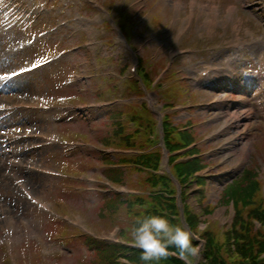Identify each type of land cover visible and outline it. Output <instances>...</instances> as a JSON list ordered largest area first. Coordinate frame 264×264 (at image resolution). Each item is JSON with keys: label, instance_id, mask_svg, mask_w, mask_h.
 Returning <instances> with one entry per match:
<instances>
[{"label": "rangeland", "instance_id": "374dc122", "mask_svg": "<svg viewBox=\"0 0 264 264\" xmlns=\"http://www.w3.org/2000/svg\"><path fill=\"white\" fill-rule=\"evenodd\" d=\"M32 1L38 12L26 14L24 8L15 11L7 5V13L0 15L2 71L30 65L48 53L82 47L89 41L86 28L96 33L94 46L87 48L89 52H70L51 67H43L37 78L20 84L22 89L12 91L5 101L11 104L42 97L48 104L60 101L61 105L89 106L117 99L121 101L118 107L125 98L128 105L118 108L121 113L134 111L142 118L140 100L150 103L154 111L171 113L174 126H185L196 134L198 151L209 165L201 173L205 177L203 185L198 187L193 182L184 187L185 201L209 228L227 229L233 209L222 198L226 182L248 167L256 170L264 182V94L250 85L244 93L228 91L231 100L227 102L199 107L219 93L204 88L210 81L199 82L198 74L206 65H219L223 59L242 77L245 70L259 71L263 59L259 51L264 48V31L260 30L264 11L260 3L264 0H99L127 28L136 48L133 53H126L111 28L100 21L93 24L86 20L98 15L107 21V16L101 17L82 0ZM4 2L0 0V13L5 10ZM234 38H240L242 45L248 44V52L234 53ZM136 53L149 77L157 82L161 79L162 85L149 89L145 97L131 105L128 102L135 98L134 91L112 76L123 66L136 64ZM167 67L173 75L168 71L164 74ZM123 73L130 75L129 70ZM167 105L177 110L163 109ZM109 112L101 108L87 110L84 115L74 111L26 114L19 126L5 128L20 135L24 131L45 135L59 132L66 140L85 144L80 151L69 152L63 143L43 141L45 144L40 146L37 140H14L8 148L0 146V264H110L102 251L85 239L64 243L62 238L73 230L56 227L25 198L21 187L35 199L57 206L58 217H66L83 233L117 239L118 228L128 231L135 216L127 214L125 206L107 209L104 198L95 193L102 191L101 185L110 190V172L103 166L105 161L91 150L103 149L106 138L114 146L137 132L124 115L111 118ZM5 129L2 127L0 133H6ZM148 137L146 128H141L132 138L135 144L146 147L144 153L153 151L144 144ZM160 168L164 169L163 160ZM60 169L80 176L82 182H61L55 176ZM120 173L129 186L149 193L147 182L143 183L144 172L128 166ZM204 223L199 222L197 228L204 227Z\"/></svg>", "mask_w": 264, "mask_h": 264}, {"label": "trees", "instance_id": "16d2710c", "mask_svg": "<svg viewBox=\"0 0 264 264\" xmlns=\"http://www.w3.org/2000/svg\"><path fill=\"white\" fill-rule=\"evenodd\" d=\"M187 135V134H186ZM192 137V135H191ZM188 141L190 140L188 135ZM167 148L175 149L180 145L168 143L165 141ZM159 157H153L152 154L147 156H139L136 161L144 164L146 167L150 166L155 168ZM124 161V160H123ZM173 171L174 176L182 182L186 181L193 173L201 168L200 161L192 160L187 162L176 163ZM256 173L252 169L245 170L240 177L233 182L227 184L225 191L223 192L222 198L225 202H232L235 209L234 223L230 227L229 232L224 235L218 232L220 228L216 227L212 230L208 226L201 233L205 237L206 246L202 251L204 255V261L198 262V264H264V259L260 260L258 257L264 253V240L259 241L256 238L255 232L252 229V219L258 220L264 227V208L261 206L263 198H255L254 193L260 188L256 181ZM153 186H161L159 192L151 194L152 204L149 209L145 211L146 214H158L165 215L159 210H166L169 214L167 216L173 223H182L180 220H176L173 216H178L177 206L174 203V198L170 197L174 192V186L171 179L168 176H155L149 174L147 178ZM199 180V179H198ZM202 181V180H201ZM107 204L109 206H117V204H126L128 209L133 208L135 202H144V200L138 198L129 199L124 202L117 199H108ZM210 210H206L209 212ZM184 219L191 229L197 230L196 223L198 218L195 213L190 211L187 206H184ZM197 221V222H196ZM183 224V223H182ZM198 232V230H197ZM200 233V232H199ZM264 233H259V237H262ZM221 238H224L225 243ZM232 243L230 240H232ZM195 243V241H194ZM97 248L102 251L105 259L108 261L116 257L118 252H122L121 255L130 264H144L139 259L141 250H129L126 251L123 247H115L113 245H105L103 243L96 242ZM233 246V249L228 250V246ZM113 264H118L116 261H112ZM127 264V263H119ZM150 264H183L176 256H169L167 259H161L159 261H152Z\"/></svg>", "mask_w": 264, "mask_h": 264}, {"label": "clouds", "instance_id": "9594fccd", "mask_svg": "<svg viewBox=\"0 0 264 264\" xmlns=\"http://www.w3.org/2000/svg\"><path fill=\"white\" fill-rule=\"evenodd\" d=\"M199 231L203 232V226ZM129 233L133 245L141 250L139 259L144 264L172 255L183 264H196L204 243L197 230L186 228L182 223H173L162 214L138 216L130 226Z\"/></svg>", "mask_w": 264, "mask_h": 264}, {"label": "snow or ice", "instance_id": "6c2138e0", "mask_svg": "<svg viewBox=\"0 0 264 264\" xmlns=\"http://www.w3.org/2000/svg\"><path fill=\"white\" fill-rule=\"evenodd\" d=\"M13 74H15V73H13Z\"/></svg>", "mask_w": 264, "mask_h": 264}]
</instances>
